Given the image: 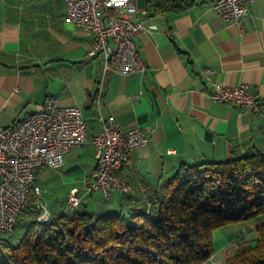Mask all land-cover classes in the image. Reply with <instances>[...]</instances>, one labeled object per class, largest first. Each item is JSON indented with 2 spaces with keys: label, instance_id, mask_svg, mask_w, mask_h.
Returning a JSON list of instances; mask_svg holds the SVG:
<instances>
[{
  "label": "crops",
  "instance_id": "1",
  "mask_svg": "<svg viewBox=\"0 0 264 264\" xmlns=\"http://www.w3.org/2000/svg\"><path fill=\"white\" fill-rule=\"evenodd\" d=\"M137 5L145 8V0ZM248 11L226 21L212 0H194L180 13L143 16L137 44L146 70L102 75L101 59L88 55L92 33L66 20L63 0H0V124L41 109L51 95L80 107L87 128L86 142L65 152L61 167L39 169L36 183L59 169L78 172L81 181L90 176L97 112L122 127L138 125L148 143L132 150L116 171L132 191H114L104 205L92 199V208L151 207L183 164L264 152V0L252 1ZM218 83H246L262 97L258 108L213 101L209 93ZM49 208L55 215L56 208ZM249 221L212 231L216 260L223 262L228 248L238 247L236 236L254 230L246 227Z\"/></svg>",
  "mask_w": 264,
  "mask_h": 264
},
{
  "label": "trees",
  "instance_id": "2",
  "mask_svg": "<svg viewBox=\"0 0 264 264\" xmlns=\"http://www.w3.org/2000/svg\"><path fill=\"white\" fill-rule=\"evenodd\" d=\"M193 2L145 0V9L161 16ZM87 206L51 211L49 224L28 206L18 242L0 238V264H199L212 255L214 229L264 215V152L183 164L148 209L126 215ZM234 241L238 247L225 264H264V224Z\"/></svg>",
  "mask_w": 264,
  "mask_h": 264
},
{
  "label": "built area",
  "instance_id": "3",
  "mask_svg": "<svg viewBox=\"0 0 264 264\" xmlns=\"http://www.w3.org/2000/svg\"><path fill=\"white\" fill-rule=\"evenodd\" d=\"M254 0H212V7L222 19L237 21L249 14ZM65 18L76 27L92 33L88 55L102 61V75L111 71L120 75L143 73L146 62L139 54L137 37L142 29L141 17L147 15L137 0H63ZM203 74L208 72L204 69ZM16 90V89H14ZM213 101L232 102L246 110H256L262 98L246 83H218L209 93ZM98 106L99 97L95 96ZM99 130L91 137L96 164L85 180L83 193L76 188L67 196L65 212L74 211L83 195L94 191L103 199L112 192L128 194L132 186L116 173L129 160L132 150L145 146L148 137L138 125L120 126L113 116L97 112ZM87 128L81 109L60 103L47 96L41 109L8 125L0 124V233L12 230L21 213L30 205L37 209V221L49 224L52 213L41 197L36 183L41 168L57 169L64 163V154L83 145ZM147 205V209L149 208ZM199 264H223L210 255Z\"/></svg>",
  "mask_w": 264,
  "mask_h": 264
},
{
  "label": "rangeland",
  "instance_id": "4",
  "mask_svg": "<svg viewBox=\"0 0 264 264\" xmlns=\"http://www.w3.org/2000/svg\"><path fill=\"white\" fill-rule=\"evenodd\" d=\"M141 8V7H139ZM88 159V157H86ZM89 163H87L86 166H88ZM70 174V173H68ZM66 173H62V171L59 169L57 174L51 175L49 179H47L44 183H40L41 188L43 189L44 193L41 197L42 201L45 202L47 207L49 206L56 208V215L60 214L64 207L67 205V196L72 191L73 188H76L79 191V194L83 193V185L85 183L84 179L81 181L80 174L78 172H75L71 175H68ZM91 175V174H90ZM100 201L102 205L106 204V202L103 201V198L99 196L97 191H94L91 195H83L81 203H85L87 206V209L92 210L90 204L93 203V201ZM50 209V208H49ZM101 210H104L103 208ZM119 209H116L115 211H118ZM138 212V211H135ZM53 213V212H52ZM123 214L127 213L125 210H123ZM21 221L19 220L14 228L10 230L8 233L0 234V238L8 239V241L11 244H16L19 240V238L22 236L25 224L22 220L25 219L24 214L20 216ZM264 224V215L259 216L258 218H255L252 221H249L246 223V227L248 229H255L258 226ZM250 237H254V235H250ZM234 243H237L234 241ZM237 249L236 246L229 247L226 253V257L224 258V261L222 262L225 264L228 257H230L234 251Z\"/></svg>",
  "mask_w": 264,
  "mask_h": 264
}]
</instances>
